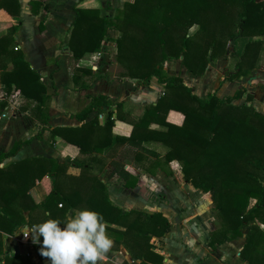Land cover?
Segmentation results:
<instances>
[{
	"label": "trees",
	"instance_id": "obj_1",
	"mask_svg": "<svg viewBox=\"0 0 264 264\" xmlns=\"http://www.w3.org/2000/svg\"><path fill=\"white\" fill-rule=\"evenodd\" d=\"M0 8L15 15L19 4L17 0H0ZM73 10L68 47L76 60L86 52H98L108 29H115L118 35L111 41L122 69L119 78H134L142 85L154 80L162 92L154 103L144 106L140 118L128 120L132 126L128 136L111 131L114 119L125 118L119 112L122 102L101 95L72 115L83 122L80 126L52 127L48 123L50 94L14 47V26L0 35L1 88L7 94L17 90L25 100L21 108L29 110L40 126L33 136L15 141L0 153V229L12 233L24 222L64 220L69 209L89 208L103 217L114 246L122 245L139 264H162L163 257L154 250L151 239L168 231L167 217L160 211L121 209L110 201L106 185L98 178L108 163L109 175H116L127 188L135 187L138 176L125 168V161L142 160V152L157 157L146 147L157 142L166 147L162 161H178L184 181L210 195L218 226L210 232L208 245L214 248L243 236L240 256L248 264H264V230L256 223L257 219L264 224V112L252 105V94L243 87L222 97L214 92L198 96L179 75L164 68L167 61L180 60L187 72L200 75L209 60L224 55L229 41L235 60L224 79L233 80L256 67L264 52V0H128L112 17L99 16L96 8ZM193 24L198 27L188 36ZM238 37H247L241 52L236 49ZM75 72L78 76L80 72L93 73L81 67ZM77 73L72 76L74 82ZM243 94V101L235 103ZM92 109L105 113L102 125L97 115L84 121ZM170 109L183 115L181 124L166 120ZM44 130L51 138L60 136L77 146L82 156L59 162L37 155L3 163L33 138H40ZM122 145L124 150L111 155ZM105 149L110 157L103 155ZM158 165L159 160H153L148 167ZM70 166L78 172L68 171ZM38 183L45 190L40 201L30 193ZM250 199L256 200L251 207ZM1 259L0 264H37L19 254H5Z\"/></svg>",
	"mask_w": 264,
	"mask_h": 264
},
{
	"label": "crops",
	"instance_id": "obj_2",
	"mask_svg": "<svg viewBox=\"0 0 264 264\" xmlns=\"http://www.w3.org/2000/svg\"><path fill=\"white\" fill-rule=\"evenodd\" d=\"M17 1L19 9L15 15L0 8V35L5 34L11 26H14L15 29L12 32L14 47L22 52L23 58L39 74L50 94L49 125L52 127L80 126L83 122L72 115L86 107L92 97L101 95L112 102H122L119 112L125 118L114 119L111 131L113 134L128 136L132 130L128 120L141 117L144 106L154 103L161 94V86L154 80L149 81L147 85H142L138 84L134 78L105 75L109 73L104 71L105 65L100 62V59L114 51L115 47L111 39L118 35L115 29H108L107 39L103 41L98 52H86L78 60L72 56L68 47L71 23L75 15L74 7L96 8L99 16L112 17L116 9L128 0ZM33 2L39 4L34 5ZM34 9L36 12L33 11ZM246 40L247 37L240 41L237 40L238 52L242 51ZM97 64H102L98 71L95 70ZM218 65L219 63L210 60L201 75H193L184 67L179 68V66H177V71L170 73L179 75L198 96L214 92L218 97H222L231 95L237 88L243 87L247 93L252 94L254 107H264V100L260 101L264 99V64L250 70L246 69L243 75L233 80L224 79L216 69ZM77 67L89 69L93 73L89 75L81 71L78 76L75 72ZM74 73H77L76 82L72 78ZM259 83H263V87ZM3 92L0 85V93ZM21 101L25 103L23 99ZM6 105V101L0 100V108ZM96 115L99 125H102L106 115L95 109L86 115L84 121L88 122ZM182 119L183 115L176 110L170 109L166 115V120L175 124H181ZM151 126L160 127L156 124ZM39 128L38 122L31 116L29 110L24 111L21 106H18L15 111L10 110L7 117L0 118V153L10 149L15 141L33 136ZM147 148L150 147L147 146ZM119 149L122 151L125 146H119L111 155L119 154ZM150 149L153 150V148ZM158 151L155 152L160 155ZM185 153L191 156L189 152ZM37 155L59 162L66 161V158L82 156L77 146L67 143L60 136L51 138L48 130H44L40 138H33L3 163ZM103 155L106 158L110 157L106 155V149ZM159 155L145 157L158 161L160 157L162 158ZM146 160L142 158L136 162L127 158L125 161V168L138 176V183L135 187L127 188L119 184L116 175H109L111 167L108 163L99 171L98 178L106 185L110 201L123 210L137 208L147 212L153 211L144 207L147 202V189L165 192L164 203L175 206L176 211L174 210L172 217L164 213L170 227L163 236L151 239L154 250L163 257L162 264H248L240 256L245 240L243 236L215 244L214 248L208 245L210 232L218 226L211 200L191 184L183 181L179 162L172 160L156 168H149L146 166ZM68 171L76 173L78 168L70 166ZM162 175L167 177L164 179ZM30 193L32 196L35 194L36 201L42 200L45 196L44 187L39 183L30 189ZM158 195L160 197L161 194ZM255 203V199H250L249 206ZM182 206H185L184 211L181 209ZM169 208L171 207L168 206L170 211ZM74 211L75 209H69L67 213ZM27 213L24 211L25 217ZM256 223L264 230V224L259 223L257 219ZM31 225L33 224L21 223L12 233L0 229V262L5 254L22 256L25 254L34 263L50 264V259L39 253L40 243L32 242L31 233L25 236ZM246 231L247 227H244L243 235ZM37 239L41 240L40 237ZM126 261L139 264V260L132 259L122 245L114 246L112 241L111 247L99 258L97 264H125Z\"/></svg>",
	"mask_w": 264,
	"mask_h": 264
},
{
	"label": "clouds",
	"instance_id": "obj_3",
	"mask_svg": "<svg viewBox=\"0 0 264 264\" xmlns=\"http://www.w3.org/2000/svg\"><path fill=\"white\" fill-rule=\"evenodd\" d=\"M198 26L188 28L191 36ZM32 242H39V253L50 259V264H97L111 247L103 217L89 208L66 213L64 220L47 218L31 225ZM38 237H42L38 241Z\"/></svg>",
	"mask_w": 264,
	"mask_h": 264
},
{
	"label": "rangeland",
	"instance_id": "obj_4",
	"mask_svg": "<svg viewBox=\"0 0 264 264\" xmlns=\"http://www.w3.org/2000/svg\"><path fill=\"white\" fill-rule=\"evenodd\" d=\"M196 30V29H195ZM246 37H238L237 39H236V49L238 48L237 47V40L238 41H240L241 39H245ZM115 47V46H114ZM234 48H233V46H232V44H231V42L229 41L227 44H226V47H225V52H224V55L221 57V58H217V59H214V60H211V61H215V62H217V63H219V65H218V67L216 68L220 73H221V75H222V77H224L226 74H227V72H229L231 69H233V65H234ZM105 52V51H104ZM106 53H108V52H106ZM114 55H115V49H114V51L111 53V52H109L108 54H107V56H105L104 55V57L102 58V59H100V62H102L104 65H105V68H104V71H106V73H109V74H105V75H115V76H119V73H120V71L122 70L121 69V67H120V65L116 62V60H115V57H114ZM259 61H262V62H259ZM258 61V63H257V65L256 66H261L260 64H264V52L262 53V56H261V60H259ZM209 62H210V60H209ZM208 62V63H209ZM111 63H112V66H111ZM10 64H8V66H9ZM101 65L102 64H97L96 65V67H95V70H99L100 69V67H101ZM208 65V64H207ZM177 66H179V68H182V67H184L182 64H181V62H180V60H172V61H167L166 63H165V70L167 71V72H175V71H177ZM207 67V66H206ZM222 69H225V70H223L222 71ZM201 75V74H200ZM259 84H261L260 86L261 87H263V83H259ZM14 91H16V92H18L17 90H14ZM213 93V92H212ZM246 94V93H245ZM245 94H243V96H242V98L241 99H239V100H237V101H234L235 103H240V102H242L243 100V98L245 97ZM17 95H19V94H17ZM264 97V96H263ZM8 99H9V93H8V95L6 96L5 95V100L4 101H8ZM17 99H18V96H17ZM20 100H22V99H18L17 100V103L16 104H19L18 106L20 107V106H22L23 104H24V102L23 101H20ZM24 100V99H23ZM262 100H264V99H261L260 101H262ZM25 101V100H24ZM256 109H258V110H260V111H262V112H264V107L262 106H257V107H255ZM152 142H149V143H147L146 144V147L148 146V147H150V148H153V150L154 151H158V152H160V155L162 156L163 154H164V152L166 151V147L164 146V145H162V144H159V143H157V142H153L154 144H151ZM120 147H124V146H120ZM149 148V149H150ZM120 150L121 149H119L118 151L120 152ZM122 150H124V149H122ZM152 150V149H151ZM143 153V158H145V159H147L146 161H145V163H146V166H148L149 165V162L152 160V158L150 157V158H146L145 156H151V155H149V154H146L145 155V153L144 152H142ZM159 155V154H158ZM159 155V156H160ZM163 159L160 157V159H159V162H160V165H164V164H166V162H164V161H162ZM153 161V160H152ZM151 168H154V166L153 167H151ZM173 174V173H172ZM163 176V178L165 179L167 176L166 175H162ZM170 176V175H169ZM181 177H182V172H181ZM182 179H183V177H182ZM117 181H119V184H122V182L120 181V179L117 177ZM183 181H184V179H183ZM185 182V181H184ZM186 183H188V182H186ZM190 184V183H189ZM195 188V187H194ZM200 193H202L204 196H208L209 198H210V195H209V193H207V192H203V191H201V190H199V189H197ZM165 192H163V191H154L153 189H150V188H148L147 189V191H146V196H147V202H145V208L146 209H148V210H153V211H160V212H162L163 214L164 213H166V214H168L170 217H172V214H174V210H175V206H170V205H168V204H166V203H164V201H165V198H164V196H165V194H164ZM158 194H161L160 195V197H159V195ZM33 198L35 199V194H33ZM150 201H149V200ZM183 205V204H182ZM168 206L169 207H171V208H169V209H171L170 211L168 210ZM211 206H212V209H213V204H212V202H211ZM184 207L185 206H182V211H184ZM153 211H149V212H153ZM176 211V210H175ZM215 212V210L213 209V213ZM168 219V218H167ZM217 221V220H216ZM170 224V223H169ZM40 239H41V237H40ZM24 256H25V254H24ZM125 264H136L135 262H132V261H126V263Z\"/></svg>",
	"mask_w": 264,
	"mask_h": 264
},
{
	"label": "built area",
	"instance_id": "obj_5",
	"mask_svg": "<svg viewBox=\"0 0 264 264\" xmlns=\"http://www.w3.org/2000/svg\"><path fill=\"white\" fill-rule=\"evenodd\" d=\"M17 94H18V92L14 91V90H12L9 93V99L7 101V105L4 106L3 108H0V118L7 117L10 113V110L11 111L17 110V107L19 105V104H16L17 100L19 99V95H17ZM5 95L7 96L8 94L5 92L0 93V100H5ZM17 96H18V99H17Z\"/></svg>",
	"mask_w": 264,
	"mask_h": 264
}]
</instances>
